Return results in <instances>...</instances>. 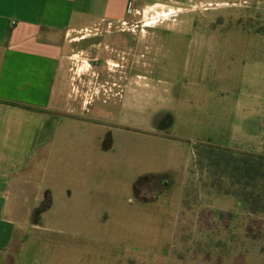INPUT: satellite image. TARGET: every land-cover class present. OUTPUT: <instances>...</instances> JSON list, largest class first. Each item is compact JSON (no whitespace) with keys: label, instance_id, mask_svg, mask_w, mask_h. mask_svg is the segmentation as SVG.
Here are the masks:
<instances>
[{"label":"crops","instance_id":"obj_1","mask_svg":"<svg viewBox=\"0 0 264 264\" xmlns=\"http://www.w3.org/2000/svg\"><path fill=\"white\" fill-rule=\"evenodd\" d=\"M212 2L229 5L227 0H0V264H16L15 254L27 234H45L57 207L67 210L70 219L56 223L54 214L53 245L61 246L64 237L76 244V253L86 255L93 241L88 236L92 223L88 226L77 216L80 210H94V196L108 176L133 171L127 190L140 203L145 201L137 197L136 180L160 177L168 188L172 179L166 173L139 169L137 174V158L118 153V134L137 130V109L140 114L146 110L150 119L143 131L172 141L164 130L174 118L160 97L172 94L165 53L170 51L172 58L173 48L167 42L155 44L169 29L137 26V13L163 3L176 8L215 7ZM191 29L195 27L187 28ZM227 47L217 45L224 48L220 56L231 61L233 50ZM213 49L217 52L216 44ZM206 50L202 40L192 56H203ZM262 56L256 62L264 67ZM156 76L165 77V82ZM160 83L167 85L160 88ZM194 94L199 108L204 98ZM138 100L144 107L137 108ZM262 101L261 107L240 112L227 144L213 145L264 157V96ZM192 103L186 100L187 111ZM198 112L199 124L203 118ZM187 180L186 174L179 199L184 206L185 194L202 197L216 192L212 187L191 189ZM111 195L116 193L108 190L104 203L97 204L118 209L121 203ZM201 197L194 202L203 209L215 201L206 204Z\"/></svg>","mask_w":264,"mask_h":264},{"label":"rangeland","instance_id":"obj_2","mask_svg":"<svg viewBox=\"0 0 264 264\" xmlns=\"http://www.w3.org/2000/svg\"><path fill=\"white\" fill-rule=\"evenodd\" d=\"M227 1V6L212 2L215 7L176 8L163 3L137 13V26L164 25L169 29L167 34H162V41L155 44L167 42L173 48L172 58L170 51L165 53L171 63L166 82L172 83V94L160 97L174 118L164 130L172 141L160 140L143 131L150 119L146 110L140 114L137 109V130L128 128L118 134L121 144L118 153L137 158V174L139 169L156 171L159 175L166 173L172 179L168 188L160 177L146 179L137 187V197L145 201L140 203L127 190L135 177L133 171L125 169L118 177L108 176L102 182V190L94 196V210H80L77 216L87 221L88 226L92 223L88 236L93 241L88 243L86 255L81 250L76 253V244L64 237L61 246L53 245L54 214L56 223L70 219L67 210L57 207L55 212L51 211L45 234L38 232L36 237L27 234L22 248L15 254L16 264H264V211L249 213L240 197L220 198L224 194L217 188L215 196L201 197L191 192L184 195L185 206L179 202L181 181L186 174L191 189L229 184L204 161L205 149L200 147L227 144L231 128L239 123L240 112L259 108L263 102L264 67L257 64L256 57L262 61L264 54V0ZM192 27L195 29L187 30ZM202 40L207 43L205 54L192 56ZM218 43L228 45L227 50L231 45V61L220 56L224 48L218 49ZM215 44L217 52L213 49ZM156 77L165 82V77ZM166 85L158 84L160 88ZM194 92L204 98L199 108ZM256 94L261 98L254 99ZM186 100L193 102L192 110H186ZM144 105L143 101H137V108ZM196 112L203 118L199 124ZM108 190L116 193L111 198L120 201L118 209L97 204L104 203ZM147 196L150 199L144 200ZM200 197L206 204L207 200L215 201L203 209L194 202ZM76 230L80 232L79 227Z\"/></svg>","mask_w":264,"mask_h":264},{"label":"trees","instance_id":"obj_3","mask_svg":"<svg viewBox=\"0 0 264 264\" xmlns=\"http://www.w3.org/2000/svg\"><path fill=\"white\" fill-rule=\"evenodd\" d=\"M200 148L205 149L202 158L212 167L213 172L223 175V178L229 182L226 187L211 184L212 188L219 189L225 196L240 197L243 200V208L249 213L263 212L264 157L216 146H201ZM146 179L150 178L138 179L135 188Z\"/></svg>","mask_w":264,"mask_h":264}]
</instances>
